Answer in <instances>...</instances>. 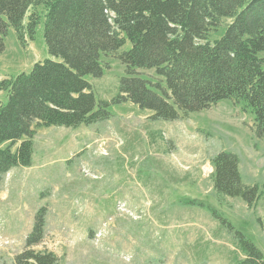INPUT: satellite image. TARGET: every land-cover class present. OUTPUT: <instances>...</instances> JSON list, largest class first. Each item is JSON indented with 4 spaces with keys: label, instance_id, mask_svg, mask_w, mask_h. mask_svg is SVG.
Here are the masks:
<instances>
[{
    "label": "rangeland",
    "instance_id": "rangeland-1",
    "mask_svg": "<svg viewBox=\"0 0 264 264\" xmlns=\"http://www.w3.org/2000/svg\"><path fill=\"white\" fill-rule=\"evenodd\" d=\"M35 10L44 15L43 8ZM44 22L42 17L34 40L26 36V44L9 29L0 80L54 60ZM230 23L211 31L208 41L220 40ZM130 48L102 55L103 76L85 78L97 102L111 103L110 119L78 128L35 129L32 166L14 168L4 177L0 264H14L24 251L41 208L47 209L45 237L35 251L54 253L60 264H237L244 259L240 235L264 254L259 224L264 219V138L255 134L254 116L229 100L174 122L154 120L152 112L130 102L112 104L126 76L118 57ZM259 57L264 60V52ZM137 73L166 88L155 70ZM6 101L7 94L0 93V105ZM221 152L239 158L244 185L259 187L254 208L215 192L212 159ZM201 230L213 241H200Z\"/></svg>",
    "mask_w": 264,
    "mask_h": 264
},
{
    "label": "trees",
    "instance_id": "trees-1",
    "mask_svg": "<svg viewBox=\"0 0 264 264\" xmlns=\"http://www.w3.org/2000/svg\"><path fill=\"white\" fill-rule=\"evenodd\" d=\"M42 17L54 60L0 80V93L7 94L0 105V184L12 169L32 166L35 129L78 128L110 119L111 103L97 102L85 78L102 77V55H116L127 44L130 50L118 57L126 76L112 104L130 102L152 112L154 120L174 122L229 100L252 113L255 134L264 138V60L259 57L264 0H0V54L10 28L26 44V36L34 40ZM226 20L231 23L225 34L210 43L211 31ZM137 70H155L166 88ZM212 167L219 196L241 198L254 208L259 187L243 184L236 155L221 152ZM46 216V208L36 212L14 264H60L54 253L35 251L45 237ZM259 224L264 232V219ZM237 245L244 256L237 264H264V254L243 235Z\"/></svg>",
    "mask_w": 264,
    "mask_h": 264
},
{
    "label": "crops",
    "instance_id": "crops-1",
    "mask_svg": "<svg viewBox=\"0 0 264 264\" xmlns=\"http://www.w3.org/2000/svg\"><path fill=\"white\" fill-rule=\"evenodd\" d=\"M199 234L200 235H203V238L200 240V241H208L209 243L210 242H212L213 241V239H212V237L210 236V234L207 232V231H203V230H201V231H199ZM199 242V241H198ZM200 243V242H199Z\"/></svg>",
    "mask_w": 264,
    "mask_h": 264
}]
</instances>
